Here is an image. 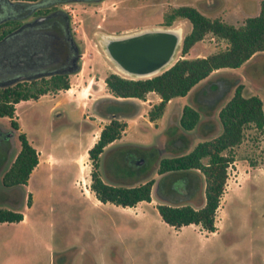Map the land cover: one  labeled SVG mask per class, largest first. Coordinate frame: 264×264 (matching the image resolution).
I'll return each instance as SVG.
<instances>
[{"label": "rangeland", "instance_id": "obj_1", "mask_svg": "<svg viewBox=\"0 0 264 264\" xmlns=\"http://www.w3.org/2000/svg\"><path fill=\"white\" fill-rule=\"evenodd\" d=\"M261 1L64 0L55 3L37 0L29 4L23 15L17 17L28 25L44 18L33 14L37 9L54 7L68 15L78 68L68 73L67 89L16 103L12 119L17 129L9 126L7 118L0 117V128L12 133L0 175L18 150V133L25 135L37 154L36 166L26 183L19 186L21 199H17V205L10 206L0 200V208L22 214V221L0 223V264H48L49 253L62 247L83 249L82 255L73 257L72 264H264V130L246 127L240 144L231 149L233 161L226 168L224 190L214 217L218 231L214 234L198 225L174 229L164 223L155 208L164 202L156 192L150 194L149 202L141 201L132 207L100 203L90 188L92 165L87 155V149L107 123L105 117L92 110L95 99L112 98L105 88L104 77L115 73L137 79L117 71L103 51L102 35L178 27L182 39L190 31L186 19L176 18L169 26L163 24L165 15L177 6L188 5L210 19L237 26L246 17L258 13ZM180 42L172 62L182 58ZM225 46L224 40L206 34L183 57L206 56ZM262 70L264 56L252 57L238 68L219 69L210 74V80L203 84L209 94L203 91L193 93L192 97L203 103L214 92H220V96L206 113L205 123L210 125V130L199 128L192 139L193 145L219 132L217 111L231 96L237 82L243 85V96L260 98L264 113ZM212 85H215L214 91H210ZM189 94L168 101L154 121H149L147 111L159 101L155 93L145 95L143 100H128L132 106L112 105L113 110L126 112L119 118L125 126L113 144L149 147L166 140L168 123L177 117L183 105H191ZM146 99L149 101L145 102ZM202 105L199 103L200 111ZM201 120L205 121L202 117ZM104 161L101 154L98 173L107 183L130 185L157 178L154 169L139 178L116 173L105 175L101 171ZM199 179L203 195L204 183ZM26 194H29L27 205ZM170 203L198 207L202 202H186L177 196L171 197Z\"/></svg>", "mask_w": 264, "mask_h": 264}, {"label": "trees", "instance_id": "obj_2", "mask_svg": "<svg viewBox=\"0 0 264 264\" xmlns=\"http://www.w3.org/2000/svg\"><path fill=\"white\" fill-rule=\"evenodd\" d=\"M9 1L13 4L9 5L7 1L0 0L1 18L6 15L17 18L29 8L30 3L37 0ZM46 11L48 9L43 12ZM15 18L0 22V40L18 27L19 21ZM176 18L186 19L190 23V31L180 42L179 53L182 58L176 59L167 69L150 77L129 79L109 73L103 81L116 105H126L123 100H143L148 92L157 94L159 101L147 111L149 121H154L162 114L168 100L190 92L189 100L193 105H183L178 117L168 123L166 140L149 147L128 145V152L135 158H142L145 153L147 166L144 171L138 169L136 171L138 175H147L150 169H154L155 175H162L156 181L157 193L162 183L172 181L178 176L175 175L177 173L186 174L187 177H201L204 188L203 202L200 206L159 203L155 208L160 219L174 229L193 224L210 233L216 229L215 211L224 190L226 168L233 161L231 149L240 144L246 127L252 126L258 131L264 130V113L260 98L256 95L243 96V85L237 82L231 96L217 111L219 132L193 145L192 139L199 128L204 130V123L199 109L202 100L192 97V94L196 95L204 91L203 84L206 80H210L211 73L224 68H238L252 57L264 56V1L260 2L256 15L246 17L237 26L217 18L210 19L188 5L171 9L165 15L163 24L169 26ZM206 34L224 40L226 43L224 49L206 56L183 57ZM261 73L264 74V71L262 70ZM68 86L66 73L0 86V117L7 118L9 126L15 130L17 124L12 118L16 103L37 99L48 92L65 90ZM214 88L215 85H212L210 91H214ZM204 94L209 92L204 91ZM124 126V122L119 119L110 120L100 129L98 138L87 149L92 165L90 188L101 203L109 202L122 207H132L140 201H150L154 180L136 181L130 185L107 183L101 180L97 169L100 153L109 142L120 137ZM16 138L18 150L0 178L1 185L5 187L17 188L24 185L37 164L36 151L25 135L18 133ZM193 173L196 175H190ZM21 219L20 212L0 208V223L18 222Z\"/></svg>", "mask_w": 264, "mask_h": 264}, {"label": "flooded vegetation", "instance_id": "obj_3", "mask_svg": "<svg viewBox=\"0 0 264 264\" xmlns=\"http://www.w3.org/2000/svg\"><path fill=\"white\" fill-rule=\"evenodd\" d=\"M51 1L56 3L64 0ZM45 9L48 8H44L42 11L37 9L33 12L35 16L39 15V18H44L39 19L38 22L31 25H28L27 21L22 23L18 19L23 14L15 18L19 21V25L15 29L16 31L7 36L0 46V78L2 81L20 77L18 81L30 82L31 80L49 77L53 74H68L67 71L75 66L78 54L70 33L68 15L64 11L54 7L43 12ZM152 29L160 28L154 27ZM109 36L113 35L101 36L100 42L102 45L110 38H114V36ZM35 75L38 76L33 77ZM210 96L211 99L203 103L207 107L204 108L202 105L203 110L200 111L203 119L206 118L204 109L208 111L215 106L214 101L219 98L220 92L212 93ZM123 101H125L126 106L133 105L128 100ZM114 104L117 103L111 97L98 98L92 103V110L97 111L99 115L105 117L108 123L112 119H119L126 115L124 111L113 110L112 105ZM54 115L57 117L59 113L56 112ZM208 126L210 125H204V130L207 132L210 130ZM11 135L12 133L9 129L0 128V169L4 166L7 154L9 153V137ZM115 140L109 142L100 153V155L102 154L105 157V161L101 164L102 173L105 175H113L114 173L118 175H132L135 178L144 177L145 175H138L136 171L140 168L143 171L145 170V166H147V163H145V153L142 158H135L128 152V144H113ZM175 175L178 176L172 181L162 183L158 193L155 186L154 192L157 193L158 198L164 203H170L171 197L177 196L184 198L186 202H201L203 199L201 180L194 176L187 177L185 176L186 174L181 173ZM160 177L162 175H157L156 180ZM19 188V186L17 188L5 187L0 183V200L10 206L17 205V199H21L20 194H18ZM28 197L29 194H26L25 205L28 203ZM82 254L83 249L81 248L62 247L49 253L48 264H72L73 257Z\"/></svg>", "mask_w": 264, "mask_h": 264}, {"label": "water", "instance_id": "obj_4", "mask_svg": "<svg viewBox=\"0 0 264 264\" xmlns=\"http://www.w3.org/2000/svg\"><path fill=\"white\" fill-rule=\"evenodd\" d=\"M5 1L9 5L13 4L9 0ZM13 18L15 17L4 16L0 18V22ZM169 29H145L131 34L114 36L103 45V51L120 73L136 78L150 77L167 69L173 63V56L181 41V36ZM15 31H11L7 36ZM4 40L5 37L0 40V46ZM77 68V66H73L67 73L75 71ZM16 80H20V77L0 81V86L11 85ZM154 189L155 186L153 192Z\"/></svg>", "mask_w": 264, "mask_h": 264}, {"label": "crops", "instance_id": "obj_5", "mask_svg": "<svg viewBox=\"0 0 264 264\" xmlns=\"http://www.w3.org/2000/svg\"><path fill=\"white\" fill-rule=\"evenodd\" d=\"M256 15V14H255ZM149 93H154V92H148L147 94H149ZM147 94H145V95H147ZM187 94H189V93H187ZM186 94V95H187ZM157 95V94H156ZM186 95H184V96H186ZM184 96H181V97H184ZM175 98V97H174ZM187 98H188V100H189V95L187 96ZM156 100H159V97H157L156 98ZM171 100V99H170ZM170 100H168V101H170ZM149 101V99H146V101L145 102H148ZM168 101L166 102V103H168ZM204 103V102H203ZM203 103H201V105L203 104ZM191 105H193L192 103H191ZM203 106L206 108L207 107V105L206 104H203ZM179 112H180V110H179ZM179 112H178V115H179ZM204 113H205V115H206V113H207V111H205V109H204ZM178 115H177V117H178ZM201 115V114H200ZM208 116H210V114L208 115ZM203 119V118H202ZM205 120V119H204ZM206 122V120L205 121H203V125H206L207 123H205ZM91 146V145H90ZM89 146V147H90ZM154 186H156V180L154 181V183H153V185H152V188H151V193L153 192V187ZM141 202V201H140ZM201 202H203V199H202V201ZM181 227H183V226H181ZM180 227V228H181ZM216 231H218V230H215L214 232H211V234H214V233H216Z\"/></svg>", "mask_w": 264, "mask_h": 264}, {"label": "bare ground", "instance_id": "obj_6", "mask_svg": "<svg viewBox=\"0 0 264 264\" xmlns=\"http://www.w3.org/2000/svg\"><path fill=\"white\" fill-rule=\"evenodd\" d=\"M169 30L172 31L173 33H175L176 35H178V34L181 35V30L178 27L170 28Z\"/></svg>", "mask_w": 264, "mask_h": 264}]
</instances>
